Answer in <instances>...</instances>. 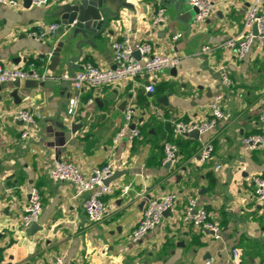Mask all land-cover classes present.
Returning <instances> with one entry per match:
<instances>
[{"label":"crops","instance_id":"0c3cea01","mask_svg":"<svg viewBox=\"0 0 264 264\" xmlns=\"http://www.w3.org/2000/svg\"><path fill=\"white\" fill-rule=\"evenodd\" d=\"M19 1L23 6L0 3V64L28 68L35 63L47 77L25 79L19 86L0 84V264H58V257L82 264H262L264 203L255 196L252 178L264 177V149L246 152L241 140L264 132V42H255L243 59L222 47L242 31L250 0H214L215 11L202 25L193 22L189 0H108V26L93 39L94 47L82 35L74 38L72 30H58L44 41L29 35L60 23L54 13L67 0H51L46 6ZM161 7L166 20L157 27L152 19ZM125 36L132 44L148 42L156 53L177 56L179 65L154 76V92L146 89L147 75L85 89L77 113L70 114L69 100L77 92L61 76L75 73L87 61L111 67L112 44ZM206 46L210 50L204 52ZM55 56L61 61L52 70ZM222 66L234 82L226 92V117L197 137L174 134L175 121L208 117L221 90ZM20 107H29L36 116L32 139L22 138L23 123L12 118ZM128 107L134 109L141 134L114 145ZM210 139L213 158L201 162L200 148ZM169 140L179 147L171 165L164 162ZM55 158L73 161L86 173L111 158L114 173L124 172L109 183L114 190L104 196L102 221L91 222L85 213L89 193L78 194L74 184L49 176ZM32 188L40 191L43 202L37 222L42 229L36 232L21 223ZM172 191L179 197L175 208L134 243L131 234L147 199ZM190 197L219 224L218 239L184 220ZM234 249L240 252L236 261Z\"/></svg>","mask_w":264,"mask_h":264},{"label":"built area","instance_id":"2783aa9c","mask_svg":"<svg viewBox=\"0 0 264 264\" xmlns=\"http://www.w3.org/2000/svg\"><path fill=\"white\" fill-rule=\"evenodd\" d=\"M263 0H250L246 13L242 31L228 38L222 47L229 50L235 57L243 59L250 52L255 42H264V13L261 11ZM24 2H28L24 0ZM51 0H30V4L35 6L49 5ZM0 3L21 7L23 1L19 0H0ZM189 4L195 10L194 23L202 25L207 22L215 11L214 0H189ZM166 20V9L161 7L152 19V24L159 27ZM60 27L59 22L46 24L42 29L31 30L29 35L37 40L44 41L50 36L57 34ZM255 29L257 33H255ZM114 51L115 68H102L97 64L87 61L75 73L65 72L61 79L70 82L72 89L76 90L77 95L69 100V113L75 115L80 105L79 95L85 89H101L107 85H114L128 80H133L138 76L147 75L148 84L146 89L149 92L155 91L153 78L156 74L164 70L175 69L180 59L177 56L164 53H156L153 45L148 42L132 44L130 38L125 36L112 44ZM204 52L210 50L208 46L203 48ZM140 53V58L134 56V52ZM221 90L214 95L209 105V115L203 120H177L173 123V132L176 135H190L194 131L205 134L216 128L218 123L226 117L224 101L227 90L231 89L234 82L226 67L222 66L218 70ZM47 76L37 71L35 63H31L28 68L16 66L6 67L0 64V84L8 82L23 81L25 79L43 80ZM93 100H90L92 102ZM4 113L0 111V118ZM14 120L23 123L21 136L23 139H32L35 135L37 124L36 116L29 107H20L12 113ZM134 109L128 107L125 112V120L120 130L113 139L114 145L118 144L123 138L134 140L141 134V129L133 121ZM260 121L264 126V109L261 111ZM242 147L246 152H253L264 149V132L254 133L244 136L241 140ZM215 151L213 140L203 143L199 151L201 162L212 160ZM164 162L175 163L178 159L179 147L174 141L164 143ZM115 171L114 162L109 158L103 165L94 166L88 173L84 172L79 165L73 161L55 158L49 168V176L53 180L66 181L75 185L77 193H89L84 199L83 206L85 213L91 222L102 221L107 213V205L104 196L113 192L114 187L106 184ZM254 192L258 201L264 203V177L256 175L253 178ZM176 192H167L158 197L147 199L143 216L132 231L131 240L134 243L140 242L149 232L157 228L167 211H172L177 202ZM43 212V202L41 193L37 188H32L29 192L28 202L21 216V223L29 228L37 223ZM184 220L200 226L207 230L216 239L220 237L221 228L219 224L211 219L210 213L200 207L196 197H190L184 210ZM234 260H239L240 252L233 250ZM1 261V253H0ZM58 264H82L73 260H66L64 257L57 258ZM264 264V260L262 262Z\"/></svg>","mask_w":264,"mask_h":264},{"label":"water","instance_id":"95a60500","mask_svg":"<svg viewBox=\"0 0 264 264\" xmlns=\"http://www.w3.org/2000/svg\"><path fill=\"white\" fill-rule=\"evenodd\" d=\"M27 1L28 3H30V0ZM107 1L108 0H67L63 2L62 4H60L58 10H56V12L54 13V17L60 20L59 31L72 30L74 38L78 35H82L84 39L94 47L95 43L93 42V39L103 34L108 26V19L106 17V12L108 10L106 7H104ZM179 4H177L176 6H178ZM255 33H257L256 29ZM134 56L140 58V53L138 51H135ZM60 61L61 58L59 56H55L52 60V66L50 68L54 70L53 66H57ZM111 68H115V62L111 64ZM14 83L19 86L21 81L17 80ZM66 83H68L70 86V82L67 81ZM61 126L64 127L63 124H61ZM76 127L77 126H73V130H75ZM189 136L197 137L199 136V132L194 131ZM168 165H171V163H168ZM122 174H124V172L116 171L110 178L105 181V183L109 184L114 179L120 177ZM168 212L169 211H167L166 214ZM41 229V226L35 223L30 227V232H36Z\"/></svg>","mask_w":264,"mask_h":264},{"label":"rangeland","instance_id":"374dc122","mask_svg":"<svg viewBox=\"0 0 264 264\" xmlns=\"http://www.w3.org/2000/svg\"><path fill=\"white\" fill-rule=\"evenodd\" d=\"M164 71H166V70H164Z\"/></svg>","mask_w":264,"mask_h":264}]
</instances>
